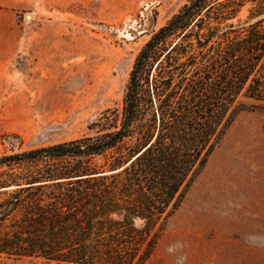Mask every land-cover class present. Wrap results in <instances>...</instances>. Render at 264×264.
Masks as SVG:
<instances>
[{"label":"trees","instance_id":"obj_1","mask_svg":"<svg viewBox=\"0 0 264 264\" xmlns=\"http://www.w3.org/2000/svg\"><path fill=\"white\" fill-rule=\"evenodd\" d=\"M249 99L264 101V0H188L138 53L121 111L0 156V255L146 264Z\"/></svg>","mask_w":264,"mask_h":264},{"label":"rangeland","instance_id":"obj_2","mask_svg":"<svg viewBox=\"0 0 264 264\" xmlns=\"http://www.w3.org/2000/svg\"><path fill=\"white\" fill-rule=\"evenodd\" d=\"M187 1L0 0V156L93 134L121 111L138 53ZM246 102L146 264H264V101Z\"/></svg>","mask_w":264,"mask_h":264}]
</instances>
